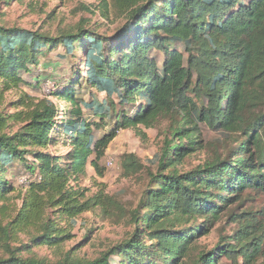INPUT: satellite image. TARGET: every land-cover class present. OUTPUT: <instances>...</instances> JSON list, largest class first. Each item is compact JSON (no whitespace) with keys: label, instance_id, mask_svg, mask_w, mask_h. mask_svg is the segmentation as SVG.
<instances>
[{"label":"trees","instance_id":"trees-1","mask_svg":"<svg viewBox=\"0 0 264 264\" xmlns=\"http://www.w3.org/2000/svg\"><path fill=\"white\" fill-rule=\"evenodd\" d=\"M100 1L95 9L102 17L115 13L126 19L112 37L91 30L89 21L59 36L0 26V264H220L223 258L230 264H257L264 257V226L256 219L245 218L238 243L224 241L210 254L192 249L208 227L186 228L184 223L206 214L218 220L237 191L264 192V0ZM174 43L185 51L171 47ZM46 46L85 52L84 82L96 90L93 100L78 98L70 84L81 81L69 78L51 92L65 100L61 109L52 100L29 104L23 92L10 104L21 110H2L8 92L29 84L22 73L30 71L29 63H37ZM153 49L163 52L161 64L151 55ZM70 103L74 107L68 110ZM117 104L131 111L116 112ZM83 108L92 109L102 123L111 115L113 129L98 138ZM161 120L169 125L156 159L162 172L170 171L154 178L142 208L133 212L128 238L89 261L72 252L58 261L21 255L32 247L61 248L71 239L57 219H75L98 207L109 215L118 207L111 196H87L70 181L84 174L88 163L98 168L121 130L155 127ZM10 121L21 124L14 134L4 132ZM209 130L240 136L235 156L220 155L179 173L176 165L201 148L199 138ZM57 144L71 148L61 156L52 154L48 149ZM15 160L36 176L21 207L13 202L16 188L7 178ZM135 164L134 155L127 157V169L133 171ZM32 230L38 234L18 245L21 234Z\"/></svg>","mask_w":264,"mask_h":264},{"label":"rangeland","instance_id":"rangeland-1","mask_svg":"<svg viewBox=\"0 0 264 264\" xmlns=\"http://www.w3.org/2000/svg\"><path fill=\"white\" fill-rule=\"evenodd\" d=\"M100 3V0H0V26L27 28L51 36H59L61 32L74 29L79 24L89 21L86 26L91 30L112 37L120 27H123L126 19L117 17L115 13L110 19L102 17L101 13L95 9V6ZM89 5H93L92 11L86 9ZM131 35L134 37V32L130 33L129 39H132ZM110 42L116 44L117 40L113 39ZM171 47L185 51L181 44L174 43ZM117 55L120 53L116 52V57ZM151 55L157 57L160 64L164 59L163 52L157 49H153ZM84 56L83 50L68 54L63 46L54 49L48 46L42 48V52L36 58L38 62H30V71L22 73L29 84L22 86L18 91L8 92L1 109H6L8 113L16 112L17 108L21 110V107L11 108L10 104L17 102L23 92L30 97L29 104L52 100L61 109L65 100L57 98L51 92L57 85H67L71 80L69 78L81 81L79 84L78 82L70 84L77 97L92 101L93 95L97 93L94 88L88 86L87 82H84L87 69L83 63ZM98 96L100 101L105 97L103 93ZM73 107L71 103L67 105L68 110ZM115 110L116 112L121 110L129 112L131 108L117 104ZM83 116L93 123L92 132L98 138L109 133L114 127V118L111 115L106 117L102 123L101 118L94 114L92 109L83 108ZM94 123H100L101 127H96ZM168 125V122L161 120L155 127L146 128L141 125L136 129L121 130L108 145L105 156L98 162L99 167L96 168L88 163L85 173L77 175L76 179L70 181L74 189L84 190L87 196L103 192L114 198L118 202V207L111 208L109 215L98 207L75 219H57L59 225L71 233V239L67 240L61 248L32 247L23 251L21 255L58 261L67 252H72L74 258L89 261L101 257L113 246L128 238L134 229L133 212L142 208L148 189L155 186L154 178L161 173L168 174L170 171L169 169L162 172L156 159L164 145ZM20 127L21 124L10 121L4 132L14 134ZM54 135L57 133L54 132ZM199 139L203 142L201 148L186 156L176 165L179 173L195 170L220 155L223 158L234 157L238 151L237 146L242 140L240 136L220 134L210 130L205 131ZM70 148V146L57 144L50 146L48 150L52 154L61 156L66 154ZM130 155H134L136 160L133 171L130 168L127 169L126 166V159ZM28 160L33 162L32 158ZM60 164L63 165L64 160H61ZM7 178L16 188L11 195L13 202L21 207L28 185L36 179V176H32L21 161L15 160L8 169ZM223 196L229 195L224 194ZM232 196V203L222 208L218 220L210 219V216L206 214L207 216H200L184 223L186 228L198 226L202 229L208 227L209 230L197 235V240L192 246L193 251L210 254L217 252L218 246L224 241L238 243L235 238L239 237V229L245 218L256 219L264 226L263 191L246 188L241 192H235ZM214 201H217V198H214ZM219 205L223 206L224 203H219ZM48 212L53 218L58 217L52 209ZM243 212L246 214L243 215ZM37 234L38 232L34 230L31 234L22 233L17 244L29 243L30 236ZM119 259L121 257L116 256L115 260ZM230 263L225 258L220 261V264ZM257 264H264V257L259 259Z\"/></svg>","mask_w":264,"mask_h":264}]
</instances>
